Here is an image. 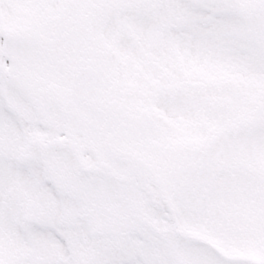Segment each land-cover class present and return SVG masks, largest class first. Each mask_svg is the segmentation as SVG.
<instances>
[{
  "label": "snow or ice",
  "instance_id": "1",
  "mask_svg": "<svg viewBox=\"0 0 264 264\" xmlns=\"http://www.w3.org/2000/svg\"><path fill=\"white\" fill-rule=\"evenodd\" d=\"M0 264H264V0H0Z\"/></svg>",
  "mask_w": 264,
  "mask_h": 264
}]
</instances>
